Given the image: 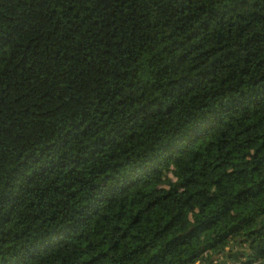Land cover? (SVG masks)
I'll list each match as a JSON object with an SVG mask.
<instances>
[{
	"label": "trees",
	"instance_id": "obj_1",
	"mask_svg": "<svg viewBox=\"0 0 264 264\" xmlns=\"http://www.w3.org/2000/svg\"><path fill=\"white\" fill-rule=\"evenodd\" d=\"M0 264H264V0H0Z\"/></svg>",
	"mask_w": 264,
	"mask_h": 264
}]
</instances>
